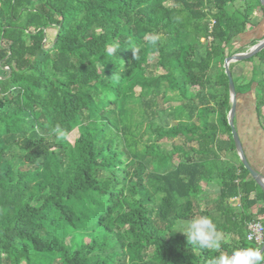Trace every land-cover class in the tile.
Returning a JSON list of instances; mask_svg holds the SVG:
<instances>
[{"label":"trees","instance_id":"16d2710c","mask_svg":"<svg viewBox=\"0 0 264 264\" xmlns=\"http://www.w3.org/2000/svg\"><path fill=\"white\" fill-rule=\"evenodd\" d=\"M257 8L264 13L258 0H0V68L9 67L0 74V264H211L255 247L246 224L264 214V192L235 151L224 63ZM148 35L160 37L155 46ZM257 57L264 50L248 60ZM233 76L239 95L257 83L261 119L264 72L246 83ZM205 215L225 237L218 251L177 231Z\"/></svg>","mask_w":264,"mask_h":264},{"label":"rangeland","instance_id":"374dc122","mask_svg":"<svg viewBox=\"0 0 264 264\" xmlns=\"http://www.w3.org/2000/svg\"><path fill=\"white\" fill-rule=\"evenodd\" d=\"M250 2L252 3V0H250ZM57 31L58 30L56 27H53L51 29L46 30V36H47V38L45 40L46 45H50L54 41L56 34H57ZM263 38H264V13L261 11L260 8H257V12H256V15L253 19L252 24H249L247 31L236 39L234 46L239 49L237 52H241V51L248 49L252 45L258 43ZM237 52H235V53H237ZM235 53H233V54H235ZM229 56H231V55H229ZM8 69H9V67H5L4 69L0 68V74L6 73ZM231 70H232V73L235 75V78L242 77L243 78L242 82L246 83L248 80L251 79V77L255 73L261 75L264 72V58L257 57L251 61L246 60L244 62H238L235 64H231ZM256 85H257V83L255 82L252 85V88L246 92V95H244L245 93L237 95L238 96V109H237V111H239L238 113L241 115L242 110L244 109L245 104L247 103L246 107L248 108V110H246L245 111L246 113L244 112V114H246V117H249L248 121L254 122L253 116H256V119L258 120L259 125H261V123H260L261 119L264 123V108L262 109V118L260 119L257 115ZM137 91H138V89H137ZM172 98L176 99V97L175 98L172 97ZM249 102L253 103L252 104L253 106H249V104H248ZM19 106H20V101L16 99L14 102H12L10 105H8L6 107V109L7 110L16 109ZM177 118L179 120H183V121H186L188 119L185 117V114H180ZM142 132L144 133V139H146L148 136H151L152 131H151V127L148 123L143 125ZM79 136H80V129H77L70 134L69 140L72 143H75L76 139ZM161 144L167 150H169L171 148L169 142L162 141ZM233 206L236 208L239 207L237 203H234Z\"/></svg>","mask_w":264,"mask_h":264},{"label":"clouds","instance_id":"9594fccd","mask_svg":"<svg viewBox=\"0 0 264 264\" xmlns=\"http://www.w3.org/2000/svg\"><path fill=\"white\" fill-rule=\"evenodd\" d=\"M160 37L158 35H148L147 43L155 46ZM119 46L110 44L107 46V55L115 56ZM133 59H138L140 48L132 49ZM52 133L58 138H65L66 132L61 126L56 125L52 128ZM183 233L188 242L200 249L218 251L225 237L217 229V225L210 216L194 217L182 223L178 230ZM211 264H264V252L260 247H243L234 249L231 254L223 253L214 257Z\"/></svg>","mask_w":264,"mask_h":264},{"label":"water","instance_id":"95a60500","mask_svg":"<svg viewBox=\"0 0 264 264\" xmlns=\"http://www.w3.org/2000/svg\"><path fill=\"white\" fill-rule=\"evenodd\" d=\"M258 1L264 8V0H258ZM262 50H264V38L258 43L249 47L248 49L241 51V52H237L231 56H228L225 59L224 65H225V69H226V72L230 80L231 107L229 108V111H228V122H229V125L231 126V132H232L235 151L241 163L249 171L253 180L264 192V176L250 163V161L246 157L243 151V148H242L239 133L235 125V118L237 117V109H238V96H237L238 94L236 90L234 76L231 70V64H235L238 62H244ZM261 251L264 252V244L261 246Z\"/></svg>","mask_w":264,"mask_h":264},{"label":"crops","instance_id":"0c3cea01","mask_svg":"<svg viewBox=\"0 0 264 264\" xmlns=\"http://www.w3.org/2000/svg\"><path fill=\"white\" fill-rule=\"evenodd\" d=\"M246 95V93L244 94ZM247 104V103H246ZM245 107L242 110V114L240 115L237 111V117L235 118V124L237 131L240 136L241 144L243 151L250 161V163L264 176V129L261 125H259L256 116H253V121H248L249 117H246L244 112L248 110ZM249 106H253L251 102L248 103ZM246 113V112H245ZM231 203H237L240 205V200L238 198L232 199ZM263 205V202L260 201L253 208V212L255 213L259 206ZM264 218V214H259V219Z\"/></svg>","mask_w":264,"mask_h":264},{"label":"built area","instance_id":"2783aa9c","mask_svg":"<svg viewBox=\"0 0 264 264\" xmlns=\"http://www.w3.org/2000/svg\"><path fill=\"white\" fill-rule=\"evenodd\" d=\"M246 240L255 245V247L261 248L264 244V223L261 222V219L250 221L246 224Z\"/></svg>","mask_w":264,"mask_h":264}]
</instances>
